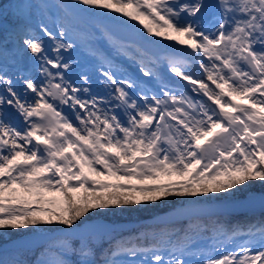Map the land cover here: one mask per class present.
Here are the masks:
<instances>
[{"label": "snow or ice", "instance_id": "1", "mask_svg": "<svg viewBox=\"0 0 264 264\" xmlns=\"http://www.w3.org/2000/svg\"><path fill=\"white\" fill-rule=\"evenodd\" d=\"M13 7L15 26L0 38V236L29 226L40 235L64 233L35 264H264V217L227 228L217 224L213 232L227 240L247 237L231 250L216 247L215 236L211 247L196 249L191 235L173 240L164 233L157 244L144 246L138 237L98 253L94 238L104 226L92 224L160 200L161 192L247 198L253 195L249 182H259L255 195L264 205V0L58 5L68 16L107 9L144 20L148 36L175 42L166 56L142 55L139 76L103 56L92 32L71 22L34 28L39 5L18 0ZM77 50L95 61L104 95L93 93L88 66L73 79ZM162 66L200 98L177 93ZM151 81L158 91L147 87ZM161 177L180 179L124 183ZM134 193L145 194L144 200ZM43 225L53 227L37 229ZM76 233L77 239L67 238ZM11 242L17 248L35 243L23 236ZM3 252L0 246V264H26Z\"/></svg>", "mask_w": 264, "mask_h": 264}, {"label": "rangeland", "instance_id": "2", "mask_svg": "<svg viewBox=\"0 0 264 264\" xmlns=\"http://www.w3.org/2000/svg\"><path fill=\"white\" fill-rule=\"evenodd\" d=\"M50 1H52V0H50ZM31 2H35V1L31 0ZM69 3H71V0H56V3H54V7L52 9L53 16L48 17L46 14H44L41 11L44 8L43 4H42V7H40V3L38 2L37 4L40 7V11H38V9H36V8L33 10L32 26L35 28L36 25L43 23V24L47 25L50 29H54V25L57 22H61V23L71 22V23L75 24L80 30L90 31L95 35L98 34L99 36L102 37V39L106 40V39H108V36H111V35L104 29V27L100 26L99 24H97L93 21V19H98V20H102L104 22H107V23H110V24H113L116 26H121V27L126 28L130 32L131 35H133L136 38H139V39L145 41L147 44H149V46H145V48H148V47L151 48L152 47L155 50H157V52L164 53L163 56H166V55H168L174 51V49L172 47H170V45L175 43L174 41H167V40H164L162 37L148 36L147 35V33L144 31V29L142 27V25L144 23H147V21H144V20L132 21L126 17L121 16L119 13L111 12L110 10H107V9H97V10H94L93 12H90V13H79V12H75V10H73L74 15L68 16L65 14V12L62 8L58 7V5H66ZM39 7H37V8H39ZM13 21L15 22V19H13ZM91 24H93L94 26ZM88 27H90V30L88 29ZM10 31H12V29H10ZM153 31H155V29H153ZM37 32H38V29H37ZM105 33H107V35H105ZM46 43H47V41H46ZM133 45L136 48H138L139 52H141L142 55L144 54L143 52H145V51H143V48H141L139 45H137L135 43H133ZM176 47L178 49L180 46L177 45ZM138 50L135 49V51H138ZM82 52L83 51H81V52L79 51L77 54L75 52L72 53V55H74V58L76 57L80 61L79 65L73 71V79L76 78V73L80 70L81 67L88 66L92 70L91 88L94 86V84H97V86L93 88V92H94V90H97L96 93H98L99 95L102 96L105 94V90H104V87L97 80V76L95 74V68H94L95 61L92 60L90 57H88L86 53H82ZM142 55H138V54H134V55L129 54L128 55L125 53H119L116 56L110 55V56H106V57L108 59L112 60L121 71H123V72H125L131 76H139L140 75L139 71H138L139 60L141 59ZM190 70L195 71L197 74H199L198 69L191 68V66H190ZM134 71H136L137 74L133 75ZM162 72H163L165 82L168 83L170 87L175 89L177 91V93L186 92L189 96L193 97L194 99L200 98V97L196 96L194 93H191L190 88L183 87V85H186V82L179 81L178 78L172 77L171 75H169L166 72V70H163V66H162ZM148 83L149 84H147V87H149L153 91H158V85L155 81H153V82L151 81ZM152 83H153V86H152ZM29 96H30L29 98H31V94H29ZM204 99H206V98H204ZM244 103H247V102L244 101ZM177 179H180V178L179 177H161L159 180H156V181H143V182H141V181H130V182H124V183H134V184L167 183L170 180H177ZM110 182L118 183L119 181L112 180ZM252 193L254 195V194L259 193V192L254 191L252 189ZM157 194H160V193H156V195ZM147 195H152V193H148ZM144 196H145V194L140 193V195L137 196V198H139L140 200L143 201ZM161 196H163V198H164V203H162L163 206L171 207L170 210L176 209V208H179V207H182L185 205L187 206V205H192V204H200L203 202L213 203L215 201H226V200H232V199H238V198H246L244 196L228 198V197H225L224 194H207L206 196L197 195L194 197H187V196L180 197V196H177L174 194L165 196L163 192H162ZM217 196H219L221 198H217ZM259 204L260 203L258 201L257 202L252 201L247 206H242V205L235 206L232 211L245 209L247 207L248 208H255ZM263 210H264V208H263ZM204 211H206V210H204ZM259 213H260V211L251 212V213L247 212V213H244L241 215H232V217L233 216L234 217L243 216V219L238 220V223H237L238 225H241V224H246L247 222H249L248 217L250 215H253V214L258 215ZM223 218H227V217H223ZM95 219H100V218H95ZM198 219H200V218L192 219L193 221L190 220V221H185V222H180V223H174V224H181L182 223L181 225H179L180 227H177L175 225L172 227L157 225V226H161V227L160 228H154V229H148V230L142 229L138 233H130L128 231L122 233V231H117L114 233H110L106 236L96 235L94 238L95 245H96L97 249H101L103 247L102 250H106L104 248L105 243L111 242V244H113L115 242H120V241H132L138 237L140 238V240H144V238H146V239L155 240V242L159 243L161 240V234H164V233L169 234L173 240H177V239L183 238L185 236V235H183V233L187 229H190L192 227H196V226H198L197 224H199V228L201 229L203 226L206 225L205 223L204 224L201 223V221ZM244 219H246V220H244ZM253 220H257V217L253 218ZM108 221H111V220H108ZM122 223H126V221L122 222ZM48 227H49L48 225H44V227H38L37 226V229H39V228L45 229ZM50 227H53V226L50 225ZM31 229H30V232H35V231H32ZM187 235H191L193 237V243H194L196 249L211 247L214 243L213 239L209 240V238L208 239L202 238L200 233L199 234L198 233H192V234H187ZM212 236L216 237V239H215L216 247H219V248L225 249V250H231V249L235 248L236 245L242 243L244 240L247 239V237L243 236V235L234 238V240H232V241L227 240L226 238H217L216 234H212ZM58 238H63V237H58ZM56 239L57 238L51 240L50 242H48L44 245V248L38 253V256L35 259V262L37 259L45 258L44 256H42V253H44L47 249H49V246L54 244ZM69 240H71V239H69ZM146 246H148V245H146ZM22 251H24V250L7 251V252H3V255L7 259H12V258L21 259L20 258V252H22ZM52 251H55V248H52ZM33 252H37V251H33ZM72 258L75 259V257H72ZM21 260H23V259H21Z\"/></svg>", "mask_w": 264, "mask_h": 264}, {"label": "trees", "instance_id": "3", "mask_svg": "<svg viewBox=\"0 0 264 264\" xmlns=\"http://www.w3.org/2000/svg\"><path fill=\"white\" fill-rule=\"evenodd\" d=\"M34 1H35V3L39 2L40 7H42V4H43L44 8L41 11L44 14H46L48 17L53 16L52 9L54 7V3H56V0H52V1H50V0H34ZM16 2H18V0H0V13H2V14H0V38H3L4 35L10 33L11 32L10 29H13V27L15 26V22L13 21L15 9H14L13 5ZM40 7L36 8V9H38V11H40ZM91 25H93V24H91ZM88 29L90 30V27H88ZM113 41H116L119 44L123 45L125 50L123 52L118 51L117 48L114 47ZM94 43H95L96 48L99 50V52L105 57L110 55V54H112L113 56H115L119 53L128 54V52L138 54V55L142 54L141 52H139L138 48H136L135 46H131L129 44H125L123 42H120L118 39H116L112 36H108V39L104 40L98 34H96V35L94 34ZM135 49L138 51H135ZM79 51L81 52L83 50H77V51H75V53L77 54ZM82 53H85V52L83 51ZM143 55L150 56L149 54H146V53H144ZM163 55H164V53H159V54H156V55L151 56V57H157V56L163 57ZM72 56L74 57V55H72ZM249 183L252 186V189L254 191H258V192L261 191V186H260L259 182H249ZM134 195L137 197L140 195V193H134ZM157 195H159L161 197L160 200H157L155 202L145 203L142 206L137 205L135 208L125 207L123 211L116 210L114 214L108 213L105 216H100L97 218L103 219V220H105L109 223H112V224H120V223L125 222V221L130 222V223H137V222H141L144 220H148L149 218H152V217H154L160 213L169 211L171 209V207L163 206L162 203H164V198H163V196H161L162 192L160 194H157ZM96 211H106V210H96ZM255 217H257V219L264 217V212H260L258 215H256V214L250 215L248 217L249 218L248 221H253V218H255ZM240 219H243V216H238V217L237 216L236 217L229 216L227 218L217 216V217H208V218L198 219L201 221V223H203V224L205 223L207 225L208 231H200L199 224H197L198 226L187 229L183 233V235L192 234V233H198V234L200 233L202 238H204V239L209 238V240H210V239H213V237H214V236H212V234H215L213 232V228L217 224L223 225L224 227L227 228L229 226L238 225L237 223H238V220H240ZM108 220H111V221H108ZM244 220H246V219H244ZM181 224H172V225H167V226L172 227L175 225L177 227H180L179 225H181ZM48 226L49 227L45 228V229H51L52 228V227H50V225H48ZM38 227H44V225L38 226ZM160 227L161 226H157V225L140 224V225H136L135 227H133L130 230L122 231V233L127 232V231L130 233H138L142 229L148 230V229H154V228H160ZM31 228H32V226H29V228H21V229H17V230L8 229L7 232L5 233V235L0 236V245L6 241L12 240V239L17 238L19 236H22L24 234L33 233V232H30ZM217 238H224V237L217 235ZM136 240H137V238H135L132 241L135 242ZM139 243L142 245H145V246L157 244V242H155V240L146 239V238H144V240H140V238H139ZM111 245H112L111 242L105 243L104 248L107 249ZM43 248H44V246L40 247L38 250H36L37 252L22 251V252H20V258L23 259L26 262V264H35V259L37 258L38 253ZM102 248L97 249L98 253H100L102 251Z\"/></svg>", "mask_w": 264, "mask_h": 264}, {"label": "water", "instance_id": "4", "mask_svg": "<svg viewBox=\"0 0 264 264\" xmlns=\"http://www.w3.org/2000/svg\"><path fill=\"white\" fill-rule=\"evenodd\" d=\"M93 21L100 26L104 27V29L114 38L118 39L119 41L127 44L133 45V43L139 45L141 48H143V51L150 53L152 55L158 53L157 50L154 48H145V46H149L145 41L136 38L135 36L131 35L130 32L121 26H116L107 22H104L102 20L93 19ZM131 41V42H130ZM134 46V45H133ZM148 49V50H147ZM260 203L255 208H245L240 209L237 211H232L235 206H247L252 201H257ZM254 207V206H253ZM232 208V209H231ZM264 205L261 203V199L259 195H252L247 198H238V199H232V200H226V201H215L213 203H200V204H192V205H185L176 209H172L163 213H160L148 220H144L137 223H120V224H112L109 223L103 219H94L92 221V224H98L103 225L104 227L97 232L96 235L98 236H106L110 233L117 232V231H126L130 230L136 225L140 224H147V225H172L174 223H180L185 221H190L192 219L196 218H208V217H229L232 215H241L244 213H251V212H263ZM206 210V211H204ZM25 239L28 240H34L35 243H33L29 247L24 248H17L16 245H14L11 241L17 240L19 237L14 238L10 241H6L2 243L0 246L3 247L4 252L7 251H16V250H24V251H36L40 247L44 246L46 243L50 242L51 240L58 238V237H64V233L59 231H52V232H44L42 235L38 234V232L28 233L22 235ZM79 237V233H76L72 236H68V239L74 240Z\"/></svg>", "mask_w": 264, "mask_h": 264}, {"label": "bare ground", "instance_id": "5", "mask_svg": "<svg viewBox=\"0 0 264 264\" xmlns=\"http://www.w3.org/2000/svg\"><path fill=\"white\" fill-rule=\"evenodd\" d=\"M99 32V31H98ZM144 53H146V54H149L150 56H154V55H156V54H154V55H151L150 53H147V52H144ZM159 53V52H158ZM97 86V84H94V86L92 87V91H93V88L94 87H96ZM97 92V90H94V92L93 93H96ZM30 97V96H29ZM150 219V218H149Z\"/></svg>", "mask_w": 264, "mask_h": 264}]
</instances>
